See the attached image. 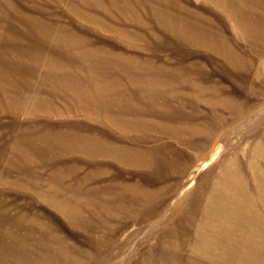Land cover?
<instances>
[{"label": "rangeland", "instance_id": "rangeland-1", "mask_svg": "<svg viewBox=\"0 0 264 264\" xmlns=\"http://www.w3.org/2000/svg\"><path fill=\"white\" fill-rule=\"evenodd\" d=\"M0 264H264V0H0Z\"/></svg>", "mask_w": 264, "mask_h": 264}]
</instances>
